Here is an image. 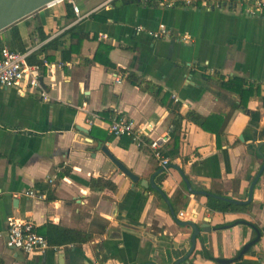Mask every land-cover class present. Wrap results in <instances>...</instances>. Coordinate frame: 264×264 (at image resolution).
<instances>
[{
    "label": "crops",
    "instance_id": "0c3cea01",
    "mask_svg": "<svg viewBox=\"0 0 264 264\" xmlns=\"http://www.w3.org/2000/svg\"><path fill=\"white\" fill-rule=\"evenodd\" d=\"M202 1L197 0V8L165 9L147 0L130 5L63 0L0 34L13 51L33 48L31 56L37 60L51 58L50 67L42 70L50 101L44 102L38 92L22 94L0 85V264H175L188 254L192 229L179 226L163 197L134 184L103 147L140 181L156 175L155 184L181 221L209 222L212 231L201 233L183 264H262L264 173L248 212H214L208 198L221 193L247 201L264 164L257 153L264 144V15L209 12ZM73 4L81 20L71 11ZM161 24L173 31L171 38L156 40L148 34ZM139 26L146 31L138 32ZM70 30L95 38L70 55ZM56 39L64 44L43 52ZM104 46L110 47L108 55ZM106 55L112 66L104 64ZM96 56L97 62H86ZM130 74L141 86L132 83ZM118 76L121 85L115 83ZM220 76L244 79L261 93L244 109L237 94L220 87ZM176 104L179 110L173 109ZM83 105L86 111L77 109ZM189 110L205 117L233 114L218 142L215 134L185 118ZM92 113L101 119L90 126ZM114 116L149 125L150 139L170 135L173 121L182 117V156L170 158L168 169L160 167L148 149L109 132ZM181 172L195 192L208 195L191 193ZM92 179H105L112 187L92 190ZM32 189L47 199L26 197ZM11 217L33 221L37 231L53 224L88 232L93 239L80 247L26 255L7 247ZM256 230L262 234L260 242L241 257Z\"/></svg>",
    "mask_w": 264,
    "mask_h": 264
},
{
    "label": "built area",
    "instance_id": "2783aa9c",
    "mask_svg": "<svg viewBox=\"0 0 264 264\" xmlns=\"http://www.w3.org/2000/svg\"><path fill=\"white\" fill-rule=\"evenodd\" d=\"M159 5L165 9H172L177 6L184 8H197V0H157ZM203 8L211 11H232L240 14H245L249 17H258L264 15V0H204L202 1ZM73 11L76 13L79 20L82 19L79 8L73 4ZM138 32H145L146 29L139 26L136 29ZM148 34L156 40H164L173 36V31L165 24L159 25L157 30L148 31ZM182 42H187L185 37L181 38ZM34 49L30 48L24 52L13 51L4 44L0 36V85L5 88H16L20 93L38 92L44 102L50 101L48 91L43 87L40 79L43 78L42 70L50 67L47 59L40 61L41 63H30L29 58L33 54ZM60 66H65L64 63ZM115 83L121 85L122 77L118 76ZM178 103L179 100L175 99ZM85 105L77 107L80 111H86ZM101 116L97 113L90 114L87 123L93 126ZM152 128L149 125L138 126L135 122L126 117L114 116L110 120L109 132L117 137H130L132 142L140 148L148 149L153 158L158 162L160 167L167 168L171 164V160L166 156L168 145L171 142L169 134L158 136L150 139L149 132ZM3 192L0 191V197ZM25 196L34 200H45L46 195L38 190H28ZM181 218L185 214L180 215ZM9 230L7 247L10 250L20 251L26 255L43 254L50 250L51 247L44 236L37 233L36 225L31 220H22L11 217L9 219ZM264 264V260L262 262Z\"/></svg>",
    "mask_w": 264,
    "mask_h": 264
},
{
    "label": "trees",
    "instance_id": "16d2710c",
    "mask_svg": "<svg viewBox=\"0 0 264 264\" xmlns=\"http://www.w3.org/2000/svg\"><path fill=\"white\" fill-rule=\"evenodd\" d=\"M142 0H120L124 5H130L134 3L141 2ZM151 3H156L159 6V2L157 0H147ZM73 11V8L71 9ZM15 40L18 44H21L20 37L18 32H15ZM71 37V42L69 45V54L71 55L73 52H78L81 49L82 43L85 40L94 39L95 37H91L90 34L86 33H75L74 30H70L66 33ZM64 43L61 39H56L50 42L48 45L43 47V52H47L50 50H58L60 46ZM106 54L108 55L110 51V47H105ZM106 55L105 60H103L105 65L112 66L111 62L108 60V56ZM48 62L50 61V57H46ZM99 59L97 56L93 60H88L86 62H97ZM30 63H41L40 60H37L36 56H31L29 58ZM211 80V77H208ZM129 79L132 81L134 85H140L141 81L136 78L134 75L130 74ZM219 85L221 88L226 89L232 93L237 94L240 97V106L244 109L248 108V102L251 98H255L260 95V87H255L253 85L248 86L246 80L241 78H228L224 80L222 76L219 77ZM154 88V87H153ZM148 89V88H147ZM160 92L159 90H157ZM155 92L158 94V92ZM237 108V105L233 106V110ZM173 109H180V105L176 104ZM232 112L227 115H218L214 114L209 117H205L196 111L189 110L185 116V118L190 121L192 124L202 128L203 130L215 134L217 136L218 142L222 138L225 133V129L232 118ZM182 117H178L175 121H173L170 131L171 142L168 145L169 150L166 153V156L175 159L179 156H182L183 146L185 143V137L183 133L182 127ZM126 138V137H125ZM128 142L131 143V139L127 138ZM264 151V150H263ZM262 160L263 157L259 156ZM184 158V157H183ZM185 162L189 161V157L184 158ZM65 174H69V171H66ZM112 185H108V181L105 179H92L90 183V188L92 190H105L111 188ZM155 192V191H154ZM157 194V192H155ZM220 197H224L221 193L218 195L210 196L208 198V207L210 210L214 212L220 213H228V212H235V213H243L248 212L250 210L251 204L247 206L237 205L234 203H229L225 200L219 199ZM37 233L41 236H44L48 241V244L51 248H61L67 246H83L87 244L93 239V235L85 232V231H78L73 229L62 228L60 226H56L53 224H48L45 226L44 231H37ZM204 256L208 259L213 258L210 256L208 252H204Z\"/></svg>",
    "mask_w": 264,
    "mask_h": 264
},
{
    "label": "water",
    "instance_id": "95a60500",
    "mask_svg": "<svg viewBox=\"0 0 264 264\" xmlns=\"http://www.w3.org/2000/svg\"><path fill=\"white\" fill-rule=\"evenodd\" d=\"M59 1H63V0H0V34L2 32H4L5 30L11 28L16 23L24 20L25 18L33 15L34 13L40 11L41 9H43L47 6H50L54 3H57ZM40 82L43 85V87L46 89L43 78L40 79ZM263 146H264V144H261L259 146V148H257V153L261 157H263V153L261 151ZM103 152L116 165V167L122 173H124L134 184H140L141 187H143L144 189L149 190L151 188V189L155 190L156 192H158L163 197L166 204L168 205L174 220L176 221V223L179 226L192 229L193 234H192V237L190 239L191 249L183 259L177 261L175 264H183V263L188 262L189 258L191 257L192 253L194 252V250L196 248L197 239L200 237L201 233L202 232L208 233V232L212 231V229L209 227L210 226L209 222H205V224H203V225H197L196 223H193V222L181 221L176 216V213L174 212L172 205H171L169 199L167 198L166 194L162 191V189H160V187L158 185L155 184L156 175H155V177H153L151 179V181H146V180L140 181V178L138 176H136L131 170H129L120 160L115 158L110 153V151L108 150L107 147H103ZM263 162H264V157H263ZM171 166L172 165H169L168 167H171ZM168 167L166 169H168ZM263 173H264V164L261 166L257 176L255 177V179L251 183V186L249 189V197H248L247 201L241 202V201H235V200H231L228 198H222V197H220L219 199L225 200L229 203L242 205V206L250 205L253 201L255 188L257 187L258 182H259ZM182 175H183V178L187 184L188 190L191 193L208 195V194L202 193V192L201 193L195 192L192 189V186H191L190 182L188 181V179L186 178V176L184 175V173H182ZM256 232H257L256 239L244 247V249L240 255L241 257L243 255H245V253L248 252L253 246L257 245L260 242L262 234L258 230H256ZM221 262L222 263H231L230 260L221 261ZM149 264H153V263H149Z\"/></svg>",
    "mask_w": 264,
    "mask_h": 264
}]
</instances>
